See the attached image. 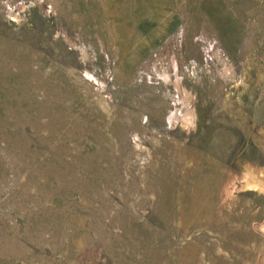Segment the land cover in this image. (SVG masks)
Wrapping results in <instances>:
<instances>
[{
  "label": "rangeland",
  "instance_id": "374dc122",
  "mask_svg": "<svg viewBox=\"0 0 264 264\" xmlns=\"http://www.w3.org/2000/svg\"><path fill=\"white\" fill-rule=\"evenodd\" d=\"M0 264H264V0H0Z\"/></svg>",
  "mask_w": 264,
  "mask_h": 264
}]
</instances>
